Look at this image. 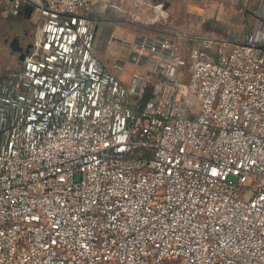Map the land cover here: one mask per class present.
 <instances>
[{
    "label": "built area",
    "instance_id": "obj_1",
    "mask_svg": "<svg viewBox=\"0 0 264 264\" xmlns=\"http://www.w3.org/2000/svg\"><path fill=\"white\" fill-rule=\"evenodd\" d=\"M3 4L36 30L0 85V264H264V18L141 34L124 81L92 13L164 0Z\"/></svg>",
    "mask_w": 264,
    "mask_h": 264
},
{
    "label": "rangeland",
    "instance_id": "obj_2",
    "mask_svg": "<svg viewBox=\"0 0 264 264\" xmlns=\"http://www.w3.org/2000/svg\"><path fill=\"white\" fill-rule=\"evenodd\" d=\"M230 1L234 2L233 0H164V7L172 13V22L168 24L152 23L149 19L151 12L147 9L133 15L131 8H127L126 11H119L117 9H105L101 7L98 8L100 13H97V15L109 19L105 21L106 27L111 28L112 34L120 39L118 43L110 47L111 53L109 54L111 60L116 61L117 51H120L121 48V61L123 62L128 59L129 55L127 45L139 35L169 34L175 30L189 34L190 31L185 29L188 22V25L191 24L190 27H193L195 32H198V30L208 23V18H204L207 15V10L204 7L213 12L211 18H216L217 13L223 12L224 8L228 7ZM126 3L129 4L130 2ZM21 20H23L22 15H11L5 4L0 6V85L9 74L15 72L20 67L18 56L12 52L6 40L9 39L10 41L17 32L21 31ZM183 23L185 26H181ZM219 25L220 27L222 26L221 21H219ZM34 30H36V27ZM122 62L115 66L113 65L115 71L121 77L125 75L121 71ZM126 68L130 69L131 66L128 64Z\"/></svg>",
    "mask_w": 264,
    "mask_h": 264
},
{
    "label": "crops",
    "instance_id": "obj_3",
    "mask_svg": "<svg viewBox=\"0 0 264 264\" xmlns=\"http://www.w3.org/2000/svg\"><path fill=\"white\" fill-rule=\"evenodd\" d=\"M233 1L234 2H229L228 7L224 8L223 12H218L216 18H211L213 12L204 7L207 10V15L204 16V18H208V23L198 30V32H195L193 27H190L191 24L188 25L189 22L186 24V26L183 23L181 26H185V29L190 31L188 35L191 37V43L194 42V39L197 36H204L213 41L224 40L231 31L237 30L241 34V30L244 28V26L254 23L258 18H264V0ZM201 7L203 6L201 5ZM92 14L98 17V32L95 41L96 44L100 46L99 54L101 58L112 67L113 72L120 76V74L114 69L116 61L111 60L109 54L111 53L110 47L118 43L120 39L117 38L116 35L112 34L111 28L106 27L105 21L109 20L107 17L99 16L95 11H93ZM219 21L222 23L221 27L220 25L218 26ZM116 55L117 58L118 56L121 58V48L120 51H117ZM128 64L129 63L126 65ZM129 65L131 66L130 69H132L133 66L131 64ZM122 78L124 81H126L128 79V75L125 74Z\"/></svg>",
    "mask_w": 264,
    "mask_h": 264
},
{
    "label": "flooded vegetation",
    "instance_id": "obj_4",
    "mask_svg": "<svg viewBox=\"0 0 264 264\" xmlns=\"http://www.w3.org/2000/svg\"><path fill=\"white\" fill-rule=\"evenodd\" d=\"M21 31L17 32L15 34V36L9 41V39L6 40L7 43H11V41L18 36V45L22 47V52H24L25 54L30 50L31 46H32V42L34 39V35H35V24L33 23V21L31 20L30 16H23V20H21ZM11 47V46H10ZM12 49V48H11ZM13 53H15L18 58L20 56V54L22 52H18V51H13ZM20 60V58H19Z\"/></svg>",
    "mask_w": 264,
    "mask_h": 264
},
{
    "label": "water",
    "instance_id": "obj_5",
    "mask_svg": "<svg viewBox=\"0 0 264 264\" xmlns=\"http://www.w3.org/2000/svg\"><path fill=\"white\" fill-rule=\"evenodd\" d=\"M18 36H16L12 41H11V43H10V46H11V48H12V50L13 51H18V52H22V47H20V46H17L18 44ZM24 57H25V53L24 52H22L21 54H20V56H19V58H20V60H22V59H24Z\"/></svg>",
    "mask_w": 264,
    "mask_h": 264
},
{
    "label": "trees",
    "instance_id": "obj_6",
    "mask_svg": "<svg viewBox=\"0 0 264 264\" xmlns=\"http://www.w3.org/2000/svg\"><path fill=\"white\" fill-rule=\"evenodd\" d=\"M151 96L150 90L148 89L145 93V98L148 99Z\"/></svg>",
    "mask_w": 264,
    "mask_h": 264
}]
</instances>
